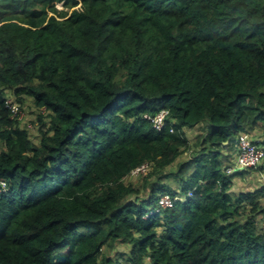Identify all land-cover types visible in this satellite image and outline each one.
Here are the masks:
<instances>
[{"label":"trees","instance_id":"obj_1","mask_svg":"<svg viewBox=\"0 0 264 264\" xmlns=\"http://www.w3.org/2000/svg\"><path fill=\"white\" fill-rule=\"evenodd\" d=\"M257 130L264 0H0V264H264V185L227 173Z\"/></svg>","mask_w":264,"mask_h":264},{"label":"built area","instance_id":"obj_2","mask_svg":"<svg viewBox=\"0 0 264 264\" xmlns=\"http://www.w3.org/2000/svg\"><path fill=\"white\" fill-rule=\"evenodd\" d=\"M7 108L12 114V118L22 121L23 111L21 106L15 102L12 98L7 99ZM169 117V111L163 110L156 114L155 116H146V118L151 121L154 129L157 131H162L166 125ZM173 132V130H171ZM264 162V137H252L249 134H241L237 139V159L234 165L227 168V173L233 175L238 171H247L250 169L257 168ZM148 164L136 169L132 175L138 176L141 173H146L148 171ZM6 188L0 189V193L5 192ZM192 196V193L189 194ZM181 200L180 198H174L170 195H163L159 200V207L155 210L158 213L162 209H169L174 206V204Z\"/></svg>","mask_w":264,"mask_h":264},{"label":"rangeland","instance_id":"obj_3","mask_svg":"<svg viewBox=\"0 0 264 264\" xmlns=\"http://www.w3.org/2000/svg\"><path fill=\"white\" fill-rule=\"evenodd\" d=\"M15 102H17V100L15 98H12ZM21 109H22V113H23V118H22V123H23V127L27 128L30 130V134L32 136V139L34 140V142L38 143L39 141V127H38V116L41 113L42 115H46V111L44 109H38V107L35 106L33 100L31 98H27L24 105H21ZM39 113V114H38ZM38 114V115H37ZM206 131V125H202L196 128H184V132L186 133L187 137L189 139H191V143H192V147L191 149L187 152V154H185L183 156L182 159H180V161L183 160H187L190 155L193 153V151L195 150L194 144L197 141V138L199 136L204 135ZM2 149V145L0 143V150ZM232 158L233 160L237 159V153L232 152ZM264 164V162H263ZM176 165H174L170 170L175 169ZM250 171V172H249ZM246 172H248L249 174H247V176H245L243 178V180L245 178L248 179V183H242L241 182H235V187H234V191L236 193L241 192V191H254L256 189H258L264 182V175H262L260 172L255 171V169H250L247 170ZM240 173V172H239ZM245 175V174H244ZM241 178L242 179V175L237 176L235 179ZM143 177H139L136 178V176L134 178L129 177L127 179V182H133L135 183L137 186H139L142 183ZM129 252V247L128 245L125 244H120L116 246V249L114 251H110V250H106L107 254H110V256H112L113 258L121 255V254H125ZM119 260L121 261H125L124 259H122V256H120Z\"/></svg>","mask_w":264,"mask_h":264},{"label":"crops","instance_id":"obj_4","mask_svg":"<svg viewBox=\"0 0 264 264\" xmlns=\"http://www.w3.org/2000/svg\"><path fill=\"white\" fill-rule=\"evenodd\" d=\"M254 136H255V137H262V138H263V137H264V134L262 133V131L257 130V131L254 133ZM255 171H258V172H260L262 175H264V164L258 166V167L255 169ZM249 172H250V171H249ZM243 173H244L245 175L242 176V179H241V178L235 179V182H236V181H237V182H241V184H242V183H248V179L245 178V179L243 180V178H244L245 176H247V174H249V173L246 172V171H243ZM262 185H264V182H263ZM262 185H261V186H262Z\"/></svg>","mask_w":264,"mask_h":264},{"label":"clouds","instance_id":"obj_5","mask_svg":"<svg viewBox=\"0 0 264 264\" xmlns=\"http://www.w3.org/2000/svg\"><path fill=\"white\" fill-rule=\"evenodd\" d=\"M251 136H252V135H251ZM252 137H255V136H252ZM235 161H236V160H235ZM235 161H234V163H235ZM234 163H233L232 165H234ZM262 164H263V163H262ZM262 164H261V165H262ZM232 165H230V166H232ZM254 169H256V168H254ZM238 172H243V171H238ZM236 173H237V172H236ZM234 174H235V173H234ZM234 174H233V175H234Z\"/></svg>","mask_w":264,"mask_h":264}]
</instances>
